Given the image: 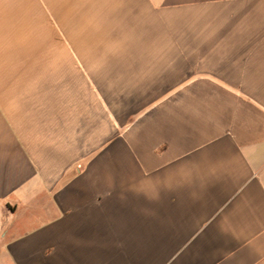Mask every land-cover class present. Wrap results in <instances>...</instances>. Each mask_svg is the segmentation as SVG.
Returning <instances> with one entry per match:
<instances>
[{"label": "crops", "instance_id": "1", "mask_svg": "<svg viewBox=\"0 0 264 264\" xmlns=\"http://www.w3.org/2000/svg\"><path fill=\"white\" fill-rule=\"evenodd\" d=\"M0 264H264V0H0Z\"/></svg>", "mask_w": 264, "mask_h": 264}]
</instances>
